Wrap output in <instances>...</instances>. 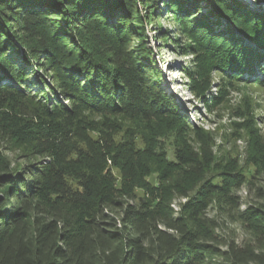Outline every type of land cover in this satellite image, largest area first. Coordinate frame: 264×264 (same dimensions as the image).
<instances>
[{"label":"trees","instance_id":"16d2710c","mask_svg":"<svg viewBox=\"0 0 264 264\" xmlns=\"http://www.w3.org/2000/svg\"><path fill=\"white\" fill-rule=\"evenodd\" d=\"M139 1L148 22L165 15L182 47L195 43L210 113L264 66V14L238 0H209L210 14L202 0H0V264H264L252 104L236 110L241 159L230 134L197 126L159 87ZM32 63L48 91L31 92ZM243 186L255 199L240 210ZM228 220L248 237L221 234Z\"/></svg>","mask_w":264,"mask_h":264},{"label":"rangeland","instance_id":"374dc122","mask_svg":"<svg viewBox=\"0 0 264 264\" xmlns=\"http://www.w3.org/2000/svg\"><path fill=\"white\" fill-rule=\"evenodd\" d=\"M243 5H245L250 10H255L256 12L264 14V5L256 6L252 3L253 0H238ZM199 7L208 14L212 12V5L209 0H202L198 3ZM138 14L144 18V32L142 41L145 43L148 51L149 58L144 61L148 64L151 70L155 73L159 87L164 90L171 98V103L175 104L183 115L188 116L190 120L195 122L197 126H201L205 129L217 128V133L223 134L227 133L231 135L232 141L226 144L228 149L237 146L241 159L244 157L245 141L237 140L233 137V133L237 132L236 127L238 125L235 122H239L240 118L236 115V110H238L245 102H249L252 107V112L256 120L258 128H261V133H264V85L260 86L254 84L256 78L258 77L261 81H264V66L258 63L255 66L256 73L249 74L244 72L241 75V79L247 80L239 81L236 88H231L229 94L226 95L222 103L214 108L213 112H209L204 106V103L199 98L197 91L195 90V85L200 81V78L196 75V47L195 43L191 41L190 38L187 40V46L182 47V39H175L176 30L170 24L171 20L165 18L162 15L158 22H148L146 16V10L142 3L139 1L137 4ZM171 14V13H169ZM216 15L215 13H213ZM210 16L211 20L217 19L215 16ZM219 18V17H218ZM220 27H225V23L228 22L224 17L220 16ZM211 23V22H210ZM229 25V24H228ZM161 26V27H160ZM218 29V28H217ZM248 41V40H247ZM133 44L137 41L133 40ZM249 43V42H248ZM255 46L254 44H250ZM11 50L8 52L11 54ZM11 56H16L15 53ZM18 60V59H17ZM20 60V59H19ZM27 70L31 74V92H39L41 88L44 91H48V87L42 84V78L46 77V73L40 69V73H37L36 63L27 65ZM191 72V73H189ZM214 80L206 90L209 96L217 93L218 82L220 76H218L215 71H213ZM47 82L52 86L50 77H46ZM44 86V87H43ZM50 92V91H49ZM217 95V94H216ZM215 95V96H216ZM253 101V103L250 102ZM173 140V135L170 133L166 136L165 143L171 142ZM219 142V138L217 139ZM225 145V146H226ZM236 151L234 152V154ZM156 167L151 165L149 178L154 182H158V173L154 172ZM251 170L254 167L251 166ZM116 175L119 176V171L115 170ZM258 184L264 186V173L261 176ZM137 192L141 195L144 194L143 189H137ZM238 194L241 196L242 204L240 205V210H245L249 203H254V195L248 190L246 186H243ZM177 206V204H176ZM215 209L210 210V214H214ZM220 233L226 236L236 237L239 242L248 237V232L239 223H232L229 220L222 223Z\"/></svg>","mask_w":264,"mask_h":264},{"label":"water","instance_id":"95a60500","mask_svg":"<svg viewBox=\"0 0 264 264\" xmlns=\"http://www.w3.org/2000/svg\"><path fill=\"white\" fill-rule=\"evenodd\" d=\"M252 3L255 4L256 6H262V4L264 5V1L253 0Z\"/></svg>","mask_w":264,"mask_h":264}]
</instances>
